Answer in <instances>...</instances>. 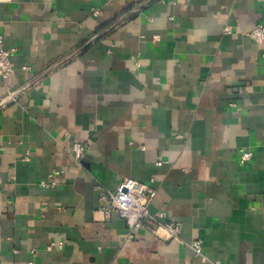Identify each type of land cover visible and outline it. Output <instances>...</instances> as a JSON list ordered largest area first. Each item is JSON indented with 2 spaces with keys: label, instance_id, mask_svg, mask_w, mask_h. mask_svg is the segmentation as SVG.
<instances>
[{
  "label": "crops",
  "instance_id": "0c3cea01",
  "mask_svg": "<svg viewBox=\"0 0 264 264\" xmlns=\"http://www.w3.org/2000/svg\"><path fill=\"white\" fill-rule=\"evenodd\" d=\"M0 22V264H264V0H0ZM124 177L183 243L95 210Z\"/></svg>",
  "mask_w": 264,
  "mask_h": 264
},
{
  "label": "built area",
  "instance_id": "2783aa9c",
  "mask_svg": "<svg viewBox=\"0 0 264 264\" xmlns=\"http://www.w3.org/2000/svg\"><path fill=\"white\" fill-rule=\"evenodd\" d=\"M93 12L98 14L97 9H93ZM1 28L2 23L0 22V78L7 79L16 70L12 60L16 48L4 46ZM225 30L228 31L229 28L226 27ZM248 35L258 41H264V25H256L248 31ZM24 68H27V66H24ZM87 149L88 143L86 141L75 139L71 142V154L78 162L83 159ZM251 157V151L242 150L240 161L244 163ZM39 184L46 188L54 186L55 181L41 180ZM94 188L96 189L98 200L95 210L107 220L114 213L119 215L125 221L127 227L124 235L125 239L131 240L137 233L143 231L162 239H172L178 243H183L179 222L167 219L166 213L163 210L156 212L149 210V205L156 193L155 188L149 183L131 177H124L117 187L113 189L101 184H95ZM53 244L48 245V248ZM58 244H61V242ZM188 244L196 255H204L202 252V242L199 239L193 240Z\"/></svg>",
  "mask_w": 264,
  "mask_h": 264
}]
</instances>
